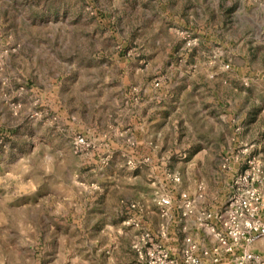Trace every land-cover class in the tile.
I'll return each mask as SVG.
<instances>
[{
  "label": "rangeland",
  "instance_id": "rangeland-1",
  "mask_svg": "<svg viewBox=\"0 0 264 264\" xmlns=\"http://www.w3.org/2000/svg\"><path fill=\"white\" fill-rule=\"evenodd\" d=\"M246 187L264 191V0H0V264L179 257Z\"/></svg>",
  "mask_w": 264,
  "mask_h": 264
},
{
  "label": "built area",
  "instance_id": "built-area-1",
  "mask_svg": "<svg viewBox=\"0 0 264 264\" xmlns=\"http://www.w3.org/2000/svg\"><path fill=\"white\" fill-rule=\"evenodd\" d=\"M248 176L241 179L248 183ZM162 205L169 209L170 199ZM184 215L192 212V203L182 204ZM210 214L206 215L209 219ZM218 225L205 224V230L215 242L210 247L198 249L188 238L179 257L173 255L162 243L151 242L148 247H137L142 264H264V258L250 250L251 245L264 237V191L249 187L237 190L220 214Z\"/></svg>",
  "mask_w": 264,
  "mask_h": 264
}]
</instances>
